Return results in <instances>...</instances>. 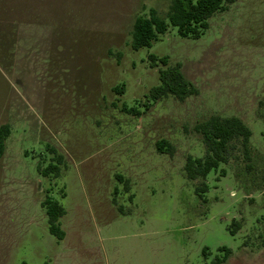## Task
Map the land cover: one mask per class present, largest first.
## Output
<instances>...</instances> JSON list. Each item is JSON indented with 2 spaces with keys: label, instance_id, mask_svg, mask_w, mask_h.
<instances>
[{
  "label": "rangeland",
  "instance_id": "1",
  "mask_svg": "<svg viewBox=\"0 0 264 264\" xmlns=\"http://www.w3.org/2000/svg\"><path fill=\"white\" fill-rule=\"evenodd\" d=\"M171 1L0 0V264H205L221 247L225 264H264V0H238L199 39L169 27L133 50L135 19ZM164 57L197 96H151ZM212 115L249 126L252 158L192 182L193 128ZM47 197L65 210L62 240Z\"/></svg>",
  "mask_w": 264,
  "mask_h": 264
},
{
  "label": "trees",
  "instance_id": "2",
  "mask_svg": "<svg viewBox=\"0 0 264 264\" xmlns=\"http://www.w3.org/2000/svg\"><path fill=\"white\" fill-rule=\"evenodd\" d=\"M238 0H172L167 13L164 16L151 9L146 17H137L131 30V47L137 51L151 44L164 35L169 27L177 29L178 36L184 39H199L208 29V20L219 13H224L230 9ZM153 61L156 58L151 57ZM159 62L166 67L159 70L160 84L151 90V96L156 100L167 97L184 102L190 97L199 94L198 88L193 82L186 78L182 72L181 64L176 63L168 66L169 60L164 57ZM194 132L200 137L204 145L205 153L201 158L187 156L184 164V173L189 181H204L212 171H218L222 166L229 165L238 152L251 161V138L252 131L249 126L239 117H222L212 115L206 120L194 126ZM11 134L8 124L0 125V162L6 149V141ZM157 151L168 153L173 156L174 147L165 140L156 142ZM59 161L61 157L58 156ZM58 161V162H59ZM42 175L58 173L57 166H49L44 170L39 169ZM226 175L223 169L221 176ZM207 187L204 182L197 187V191L205 193ZM41 206L48 218L49 232L58 240L65 237L64 232L58 224L65 215V210L56 201L46 198ZM236 230H240L241 224L234 222ZM264 246V241H263ZM219 255L205 264H225L232 255V250L227 247L219 248ZM206 259L210 253L203 252Z\"/></svg>",
  "mask_w": 264,
  "mask_h": 264
}]
</instances>
